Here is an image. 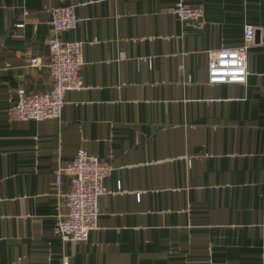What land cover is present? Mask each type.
<instances>
[{"label": "crops", "instance_id": "obj_1", "mask_svg": "<svg viewBox=\"0 0 264 264\" xmlns=\"http://www.w3.org/2000/svg\"><path fill=\"white\" fill-rule=\"evenodd\" d=\"M0 0V264H264V0ZM83 46L59 119L20 121V90L52 88V13ZM246 85H210L209 53L244 44ZM41 59V66L31 60ZM80 149L108 163L97 228L57 234ZM62 170L60 185L56 173Z\"/></svg>", "mask_w": 264, "mask_h": 264}, {"label": "built area", "instance_id": "obj_2", "mask_svg": "<svg viewBox=\"0 0 264 264\" xmlns=\"http://www.w3.org/2000/svg\"><path fill=\"white\" fill-rule=\"evenodd\" d=\"M183 22L198 23L203 19L201 8L188 7L178 0L172 10ZM76 7L60 6L53 10V35L48 39V68L52 88L46 94L18 93V100L12 109L20 121H41L61 118L66 93L83 87L81 69L84 64L83 46L78 41H65L62 35L75 30L78 25ZM260 29L246 25L244 44L236 49H221L209 53L208 83L210 85H246L248 82V52L255 45ZM32 66H41V59L31 60ZM112 167L80 149L67 173L70 176V190L65 195L67 213L56 227L57 234L64 242L85 243L90 233L97 228L100 217V198L105 195V180L111 176ZM63 171L56 173L60 185Z\"/></svg>", "mask_w": 264, "mask_h": 264}]
</instances>
